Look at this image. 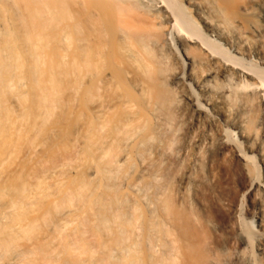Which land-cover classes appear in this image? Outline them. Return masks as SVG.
Listing matches in <instances>:
<instances>
[{
    "label": "bare ground",
    "instance_id": "bare-ground-1",
    "mask_svg": "<svg viewBox=\"0 0 264 264\" xmlns=\"http://www.w3.org/2000/svg\"><path fill=\"white\" fill-rule=\"evenodd\" d=\"M68 90L79 163L19 185ZM0 264H264V0H0Z\"/></svg>",
    "mask_w": 264,
    "mask_h": 264
},
{
    "label": "rangeland",
    "instance_id": "rangeland-1",
    "mask_svg": "<svg viewBox=\"0 0 264 264\" xmlns=\"http://www.w3.org/2000/svg\"><path fill=\"white\" fill-rule=\"evenodd\" d=\"M72 5L75 6V1L72 2ZM74 10H75V7H74ZM102 88H100L101 90ZM99 90V91H100ZM103 90V89H102ZM88 90H84V92L86 93H82L80 94V96H74L75 93L74 92H70L69 90L64 93L65 95H63L64 97V100H68L66 101L67 103V107L64 106L63 107V110H59L57 112V122L55 124V122L53 123H49L47 124L46 128L44 129V136H45V140L44 142L42 143V146H41V149L39 151V153L37 155H33V157H28L26 158L24 161H23V169L22 171H20L19 174H17V176H19L20 180H19V185L24 181V182H29V178L30 177H33V176H36V175H39V173L43 170H48V169H52L54 167H57L59 165H62L64 168H69L70 166L74 165V164H78L79 162V158H80V155L83 154L84 150H85V146H84V142H85V138L83 137L86 131V126H88L90 123V120L92 118V108H93V104L92 102L96 100H98L97 98L99 97H103V94H104V91L103 92H98V91H95L97 93L94 92V94H90V93H93L92 91L90 92H87ZM71 93H73L71 95ZM93 95V97H92ZM97 95V98H95ZM101 97V98H102ZM66 98V99H65ZM69 98V99H68ZM72 98H73V101H72ZM95 98V99H94ZM75 99V101H74ZM100 99V98H99ZM101 100V99H100ZM64 102V101H63ZM65 103V102H64ZM88 124V125H87ZM176 124V123H175ZM177 125V124H176ZM175 125V127H176ZM82 129V131H80ZM176 129V128H175ZM80 132V133H78ZM121 147V143H117L114 145L117 146V150L116 152L119 151V155H120V148H118L119 146ZM114 148V149H115ZM139 149V152L141 153L143 151V147H140L138 148ZM142 150V151H140ZM135 152H138V151H135ZM146 154H144L145 156ZM36 156V157H35ZM133 157L129 158L130 160H128L126 163H124L122 165V169H121V166H120V169L122 171H120V174L122 173H126V171H128L127 173H135L137 171L140 170L141 166H140V160H139V157L138 156H143V154H139V153H133L132 155ZM143 156V157H144ZM31 158V159H30ZM119 159L117 160H120V157L118 156ZM106 160V159H105ZM105 160H103L102 162H105ZM138 160V161H137ZM107 163V162H105ZM120 163V161H119ZM99 164L101 166H103L101 164V162H99ZM177 165V164H176ZM176 165H173V167H169L168 169H170L169 171H165L168 172L167 174L171 173V170H176V173L174 174H177V177L175 175H165V178L158 184V182H156L154 179L152 180L153 184L151 185L150 184V187L151 186H156V187H165L167 186L166 184H169L170 182V187H173L171 189H174L175 187H178L175 186L176 184H179V178H180V171L181 170L180 166H176ZM91 163L88 161V163L85 165V168L83 169V171L85 172V174L83 175V177H87V169L89 167H91ZM176 168H179V169H176ZM173 170V172H174ZM177 170L179 171L177 173ZM119 174V175H120ZM179 174V175H178ZM118 175V176H119ZM118 176H116L118 178ZM172 177H176V178H171ZM117 178L116 179V182H117ZM148 179H150V177H148ZM152 179V177H151ZM148 180V182L151 181ZM166 179V180H165ZM169 179V180H168ZM166 181V182H165ZM172 181V182H171ZM115 183L116 187L118 185V182L116 183L115 180L112 181V183ZM164 182L161 186V183ZM168 182V183H167ZM172 183V184H171ZM29 184V183H28ZM27 184V186L29 187V185ZM165 184V185H164ZM101 187H104L103 185ZM120 187V186H118ZM168 189L169 186H167ZM103 189V188H101ZM121 188H119V191L121 192H124V190H120ZM120 192V193H121ZM87 228L85 229V231L83 230V232H86ZM82 231V230H81ZM88 235V234H87ZM145 241H146V237L143 238V245L145 246Z\"/></svg>",
    "mask_w": 264,
    "mask_h": 264
}]
</instances>
